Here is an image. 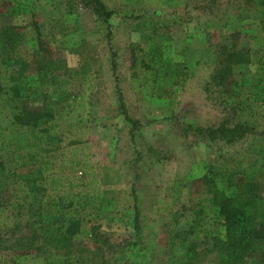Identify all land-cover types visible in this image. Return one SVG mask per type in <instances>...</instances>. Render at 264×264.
Listing matches in <instances>:
<instances>
[{
    "label": "rangeland",
    "instance_id": "1",
    "mask_svg": "<svg viewBox=\"0 0 264 264\" xmlns=\"http://www.w3.org/2000/svg\"><path fill=\"white\" fill-rule=\"evenodd\" d=\"M101 1L111 11L106 20L79 0H3L0 28L11 27L21 37L10 45V53L28 62L22 86L31 107L43 91L58 100L68 93L85 100L81 150L92 166L91 177L117 203L114 211L96 216L98 230L114 243L134 242L133 260L174 264L163 252L170 215L192 204L206 212L208 222H214L208 201L212 187L202 183L203 174L213 175L223 160L227 166L234 162L245 168V179L264 183V168L256 153L260 139L247 134L231 143L192 142L181 132L186 123L215 125L227 113L222 103L225 94L212 78L222 47L249 50L246 64L232 66L234 91L252 93V84L259 79L264 85V30L250 10L240 9L232 0ZM141 11L143 17L136 20ZM147 36L162 39L166 58L188 65L189 78L176 98H154L148 86L136 88L131 82L130 50ZM42 55L61 66L50 71L55 77L51 86L37 89L34 66ZM116 88L134 124L120 112ZM261 93L264 96V89ZM38 146L32 144L28 150L38 152ZM28 150L9 157L1 151L5 168L14 171L22 165ZM52 166L50 161L45 165L48 170ZM215 177L220 180L219 174ZM134 208L139 214L137 233ZM48 212L47 208L41 216L43 223ZM25 242L22 235L16 245L4 249L2 264H45Z\"/></svg>",
    "mask_w": 264,
    "mask_h": 264
},
{
    "label": "trees",
    "instance_id": "2",
    "mask_svg": "<svg viewBox=\"0 0 264 264\" xmlns=\"http://www.w3.org/2000/svg\"><path fill=\"white\" fill-rule=\"evenodd\" d=\"M79 1L103 20L111 13L101 0ZM232 1L240 9L250 10L264 30V0ZM143 15L141 11L136 20ZM139 25L136 22L134 27ZM20 39L11 27L0 28V152L9 157L32 144L39 146L38 152L28 150L27 162L24 158L14 171L6 169L0 157V264L2 251L16 245L22 235L25 246L38 253L45 264H145L133 260L134 242L128 246L114 243L98 230L96 216L114 211L117 203L91 177L92 166L81 150L87 119L83 96L68 93L58 100L43 91L31 107L22 86L28 62L10 53V45ZM164 50L159 36L141 38L130 50L131 82L136 88L148 86L149 95L157 99L176 98L189 78L187 63L166 58ZM248 52L235 45L222 47L212 73L226 97L222 101L227 110L224 118L211 126L186 123L181 132L192 142L231 143L247 134L256 137L261 142L256 153L264 168V85L259 79L252 84L253 92L245 93L234 91L230 81L232 66L246 64ZM60 64L45 55L36 58L37 89L54 83L50 71ZM110 67L115 70L112 59ZM116 92L120 112L134 124L126 114L119 88ZM49 161L53 164L50 170L45 167ZM233 163L227 166L220 160L213 175L201 176L202 183L212 187L208 201L214 222H208L206 212L191 204L180 206L165 223L163 252L174 264H201L208 259L212 264H250L253 255L254 264H264V183L245 179V168ZM47 208L48 221L43 223L41 216ZM132 220L137 233L140 224L135 208Z\"/></svg>",
    "mask_w": 264,
    "mask_h": 264
}]
</instances>
